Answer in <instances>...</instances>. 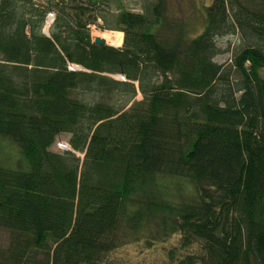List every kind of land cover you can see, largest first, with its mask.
Listing matches in <instances>:
<instances>
[{
    "label": "trees",
    "instance_id": "1",
    "mask_svg": "<svg viewBox=\"0 0 264 264\" xmlns=\"http://www.w3.org/2000/svg\"><path fill=\"white\" fill-rule=\"evenodd\" d=\"M72 1L0 0V264H100L177 232L204 255L174 264H264V0H209L201 26L142 0L103 17L120 47L93 42L99 0Z\"/></svg>",
    "mask_w": 264,
    "mask_h": 264
},
{
    "label": "rangeland",
    "instance_id": "2",
    "mask_svg": "<svg viewBox=\"0 0 264 264\" xmlns=\"http://www.w3.org/2000/svg\"><path fill=\"white\" fill-rule=\"evenodd\" d=\"M41 3L45 4H54V1L57 3H61L62 0H38ZM51 1V2H50ZM211 1L209 0H171L170 7L174 8L171 9L172 14H174L176 18H179L180 21H189L197 26L202 25V18H204V4H209ZM77 3L76 0H73L70 4L75 5ZM90 4H88L89 6ZM96 8L95 11H92V15H97V20L91 23V34L94 37L95 33H101L103 35H99L107 40V43L112 46L120 47L123 45L124 42V32L122 33L121 30L116 29H107L101 28L102 26L105 27V21L103 20L104 15L111 16V13H118L121 9L125 8L131 11H142V0H99L98 5L92 7ZM178 10H175L177 9ZM53 12V11H51ZM49 15V14H48ZM49 16H52L50 14ZM47 16V22L43 26V32L50 35V29L55 21V14L54 17L51 18ZM114 35H120L118 40V45L116 41H113ZM121 35L122 36V43H121ZM118 37V36H117ZM232 41V45L236 43H240L239 37H226L222 40V47L226 49L224 54L219 55L216 57V60L219 62H226L230 61L233 56V51H227L228 49V41ZM77 65V64H75ZM78 66V65H77ZM80 68V66H78ZM262 74L264 75V69L261 70ZM115 77V76H114ZM117 78L124 80L116 76ZM125 98H122L124 100ZM143 94L138 91L136 97L131 101L134 102L135 100H142ZM124 102V101H123ZM130 103V104H131ZM130 104L128 106H130ZM70 134L69 133H61L57 136L55 143L51 146V150L55 152H64L71 149V145L69 143ZM7 142H3L2 144H6ZM9 153L13 155L10 157V162L12 163L14 158L20 156L18 153V149L15 146H9L8 149ZM76 154L83 159L84 152L75 151ZM6 231L0 229V247L5 246L7 234ZM183 233L177 232L172 234L171 236L162 239V240H155L151 245L148 244V241L145 238L141 240H133L131 242H127L111 251L107 254L104 258V261L100 264H174L180 258L187 254L196 253L200 256L204 255L202 252L201 244L198 242H193L189 246H185L183 243Z\"/></svg>",
    "mask_w": 264,
    "mask_h": 264
},
{
    "label": "water",
    "instance_id": "3",
    "mask_svg": "<svg viewBox=\"0 0 264 264\" xmlns=\"http://www.w3.org/2000/svg\"><path fill=\"white\" fill-rule=\"evenodd\" d=\"M93 42L96 43V44H100V45L108 44L107 40L105 38H103V37H100V36H95L93 38Z\"/></svg>",
    "mask_w": 264,
    "mask_h": 264
},
{
    "label": "built area",
    "instance_id": "4",
    "mask_svg": "<svg viewBox=\"0 0 264 264\" xmlns=\"http://www.w3.org/2000/svg\"><path fill=\"white\" fill-rule=\"evenodd\" d=\"M50 14H52V16L54 17V14H55V13H54V12H49V15H50ZM49 15H47V16H49ZM52 16H49V17L51 18ZM47 19H48V18H47ZM46 22H47V20H46ZM70 68L74 70V69H78L79 67H78L77 65H75V64H71V65H70ZM118 77H120V78H124L123 75H118Z\"/></svg>",
    "mask_w": 264,
    "mask_h": 264
},
{
    "label": "bare ground",
    "instance_id": "5",
    "mask_svg": "<svg viewBox=\"0 0 264 264\" xmlns=\"http://www.w3.org/2000/svg\"><path fill=\"white\" fill-rule=\"evenodd\" d=\"M99 35H103V34H101V33H95V36H99ZM118 36V37H117ZM119 36L120 35H114V38H112L113 39V41H115L116 39H117V41H116V44L118 45V40H119Z\"/></svg>",
    "mask_w": 264,
    "mask_h": 264
},
{
    "label": "crops",
    "instance_id": "6",
    "mask_svg": "<svg viewBox=\"0 0 264 264\" xmlns=\"http://www.w3.org/2000/svg\"><path fill=\"white\" fill-rule=\"evenodd\" d=\"M90 26H91V25H89V27H90ZM90 30H91V27H90ZM45 34H47V33H45ZM92 37H93V36H92ZM94 37H95V36H94ZM94 37H93V38H94ZM115 76H118V75H115ZM116 78H117V77H116ZM123 79H125V77H124Z\"/></svg>",
    "mask_w": 264,
    "mask_h": 264
}]
</instances>
